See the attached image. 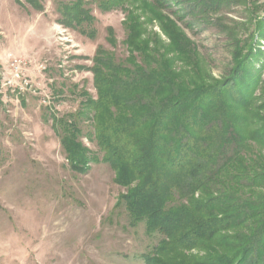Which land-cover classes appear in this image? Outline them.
<instances>
[{"label":"rangeland","instance_id":"1","mask_svg":"<svg viewBox=\"0 0 264 264\" xmlns=\"http://www.w3.org/2000/svg\"><path fill=\"white\" fill-rule=\"evenodd\" d=\"M153 1L0 0V264H147L143 255L162 235L130 217L121 198L128 187L102 160L85 105L97 99L95 59L128 57L131 17L139 41L167 43L150 19ZM163 1L160 11L194 48L200 72L226 78L236 51L248 54L247 74L257 81L250 92L261 105L264 0ZM66 114L98 158L84 170L53 128Z\"/></svg>","mask_w":264,"mask_h":264},{"label":"trees","instance_id":"2","mask_svg":"<svg viewBox=\"0 0 264 264\" xmlns=\"http://www.w3.org/2000/svg\"><path fill=\"white\" fill-rule=\"evenodd\" d=\"M163 2L147 6L166 44L139 41L131 17L128 57L95 59L97 99L85 105L93 139L128 187L121 198L130 217L162 235L143 255L147 264H264V96L255 105L248 54L236 51L226 78L200 72ZM54 121L73 167L98 160L77 140L74 114Z\"/></svg>","mask_w":264,"mask_h":264}]
</instances>
